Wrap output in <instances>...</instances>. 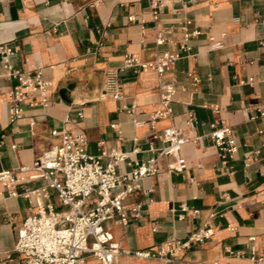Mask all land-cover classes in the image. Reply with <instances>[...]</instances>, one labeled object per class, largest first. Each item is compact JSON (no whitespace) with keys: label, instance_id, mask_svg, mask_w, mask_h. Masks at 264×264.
<instances>
[{"label":"crops","instance_id":"obj_1","mask_svg":"<svg viewBox=\"0 0 264 264\" xmlns=\"http://www.w3.org/2000/svg\"><path fill=\"white\" fill-rule=\"evenodd\" d=\"M159 1L155 19L151 0H0V169L31 165L59 141L54 129L86 134L92 154L103 139L108 148L139 161L158 157L159 172L125 199L128 224L117 217L105 223L121 247L115 264H184L134 252L172 236L185 240L204 227L213 234L179 251L180 259L252 264L253 249L264 253V116L258 111L264 105V0ZM185 24L202 33L163 76L127 69L120 75L122 97L105 91L106 69L122 66L129 53L148 61L180 48ZM157 28L170 31L163 44L156 42ZM212 37L224 45L213 48ZM3 47L13 49L9 60L15 68L40 71L50 82L49 105H33L40 101L37 93L22 102L23 116L14 122L8 94L20 82L8 76ZM162 80L177 87L172 112L151 124L164 109ZM133 104L135 116L127 110ZM134 118L145 122L136 125ZM219 118L237 137L233 156L223 157L210 135ZM168 126L190 138L179 150L187 161L181 171L169 168L174 155H159ZM45 183L32 180L18 190ZM135 205H141L138 217ZM35 211L34 195H10L0 181V264H22L18 255L12 260L7 255L15 249L19 227ZM84 264L102 262L90 255Z\"/></svg>","mask_w":264,"mask_h":264},{"label":"built area","instance_id":"obj_2","mask_svg":"<svg viewBox=\"0 0 264 264\" xmlns=\"http://www.w3.org/2000/svg\"><path fill=\"white\" fill-rule=\"evenodd\" d=\"M151 6L155 19H158L162 3L159 0H151ZM189 23L191 21L188 20L187 24ZM169 33V30L157 28L156 42L165 43ZM201 33V29L190 30L185 24L184 39L180 48L162 51L148 61L139 59L136 54H127L122 66L105 70V91L114 98L122 97L124 83L120 75L127 69H133L135 72L155 70L163 76L182 56V51L191 50L190 39ZM213 40V48L224 45L220 40ZM3 49L4 67L8 76L17 78L20 82L8 94L10 120L14 122L23 116L22 102L37 93L41 97L40 101H34L32 104L49 105L47 90L50 82L43 79L40 71L31 73L15 68L9 60V55L14 53L13 49ZM253 80V77L249 78V81ZM193 81L196 84L199 78L193 76ZM176 91L177 87L173 82L161 81L160 96L164 109L153 115L151 124L159 118L171 115ZM127 110L135 116L136 105H131ZM258 111L264 116V105H259ZM190 116L192 119L193 113H190ZM134 121L136 125L145 122L136 118ZM52 134L59 136V141L31 165L0 169V181L7 187L10 195H34L37 202V211L29 215L19 227L15 249L8 253L7 258L12 260L18 255L22 264H84L87 257L93 255L98 257L102 264H115V257L121 253V247L113 231L105 223L117 217L122 224H128L130 214L125 206V199L141 188L145 177L159 172L158 157L139 161L131 158L130 153L123 149L108 148L103 139L98 141L99 152L92 154L87 149L86 134L67 130L59 132L57 129L52 130ZM210 135L223 157L233 156L238 151L237 137L225 119H216L211 124ZM161 137L166 145L159 155H174L176 159L169 164V168L184 170L187 161L179 155V150L190 138L176 126L164 128ZM38 179H43L46 183L41 187L19 192V184ZM183 209H187V206L183 205ZM132 210L136 217L140 216L141 205H135ZM212 234V228L204 227L194 231L185 240L172 236L156 248L138 249L134 253L144 258H157L166 263L182 261L184 264H222L219 261L183 260L177 256L179 251L189 248L193 241L202 242ZM227 250L232 251L230 247H227ZM251 259L252 264H264V253L260 254L253 249Z\"/></svg>","mask_w":264,"mask_h":264}]
</instances>
